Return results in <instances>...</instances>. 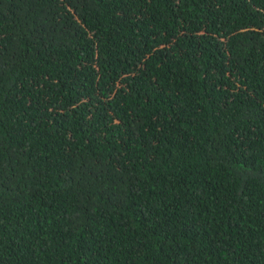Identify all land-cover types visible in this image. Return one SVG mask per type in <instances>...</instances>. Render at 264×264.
I'll list each match as a JSON object with an SVG mask.
<instances>
[{
    "label": "trees",
    "instance_id": "16d2710c",
    "mask_svg": "<svg viewBox=\"0 0 264 264\" xmlns=\"http://www.w3.org/2000/svg\"><path fill=\"white\" fill-rule=\"evenodd\" d=\"M0 264H264V0H0Z\"/></svg>",
    "mask_w": 264,
    "mask_h": 264
}]
</instances>
